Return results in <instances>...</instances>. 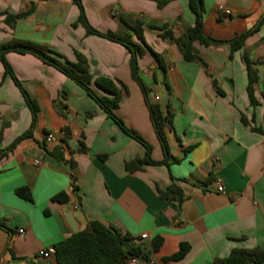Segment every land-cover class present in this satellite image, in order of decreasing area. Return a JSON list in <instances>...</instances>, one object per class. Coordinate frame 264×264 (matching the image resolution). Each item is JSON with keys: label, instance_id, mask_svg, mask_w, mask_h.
<instances>
[{"label": "crops", "instance_id": "obj_1", "mask_svg": "<svg viewBox=\"0 0 264 264\" xmlns=\"http://www.w3.org/2000/svg\"><path fill=\"white\" fill-rule=\"evenodd\" d=\"M81 1L99 31H122L123 15L142 21L144 42L132 35L143 48L137 73L148 100L170 117L163 126L167 164L143 163L128 171L125 163L143 158L145 147L58 69L33 54L8 51L7 62L39 109L32 136L0 157V264H56L40 251L93 220L146 249L160 238L149 256L154 264H211L234 248L264 251V0H202V30L208 37L229 40L257 27L230 58L226 44L193 41L200 60L190 61L173 40L161 36L165 31L180 36L193 25L188 0H169L162 7L153 0ZM31 3L33 11L13 28L4 22L6 13L27 11ZM0 13V44L31 41L68 61L80 52L98 94L103 91L93 84L95 77L113 80L121 91L116 115L151 145V159L164 158L125 46L73 25L78 7L72 0H0ZM244 53L258 76L255 104L246 91ZM30 123L23 95L0 61V148ZM48 134L54 136L50 142ZM55 148L60 159L53 155ZM172 183L182 192L181 203L159 195ZM20 187L30 190L31 200L17 195ZM58 193L66 199L53 200ZM181 243L189 246L187 252L170 258Z\"/></svg>", "mask_w": 264, "mask_h": 264}, {"label": "trees", "instance_id": "obj_2", "mask_svg": "<svg viewBox=\"0 0 264 264\" xmlns=\"http://www.w3.org/2000/svg\"><path fill=\"white\" fill-rule=\"evenodd\" d=\"M78 7V16L73 25H81L85 34H94L109 40L118 42L125 46L130 53L129 67L131 77L140 86L145 103L147 105L149 116L155 130L156 136L159 140L160 146L164 153V158L160 161H154L150 157L151 145L134 129L127 127L120 117L115 113L120 98L121 91L118 85L107 77L98 76L93 79V84L96 88L103 91V94H98L91 86L92 80L89 72V64L86 57L78 51H75L76 60L68 61L61 57L60 54L50 50L47 46L37 44L27 40L12 39L8 42L0 44V61L4 68V74L11 76L15 85L20 89L23 98L31 112V123L28 129L15 137L13 141L6 147L0 148V157L12 151L14 147L23 139L32 136L35 123L37 121L38 105L36 101L30 97L25 91L21 82L14 74L11 66L5 58V54L8 51H14L18 53H30L42 60L43 62L55 67L64 75L72 79L75 83L80 85L86 93L102 108L107 116L111 118L119 128L128 136L136 139L145 147V156L143 158H134L125 163V168L128 171H134L140 168V164H167V158L169 156L168 146L164 137L163 126L168 124L170 117L168 114H163L161 108L151 103L147 97V89L140 80L137 70V59L143 52L142 46L132 39V35L144 42L142 36L141 20H131L128 15L120 16V25L123 27L122 31H99L95 29L87 20L84 12V8L81 0H72ZM158 7H162L169 0H153ZM189 9L194 15V23L191 26L186 27L184 33L180 36H173L170 31H165L161 34L163 37H168L173 40L182 56L185 60H200L199 55L196 53L192 46L193 41H198L203 45L219 46L228 45V56H232L233 52L242 47L244 39L257 27L247 30L241 34L234 36L229 40H218L212 37L204 35L202 30L203 22V1L202 0H188ZM34 3L27 11L4 15V22L11 28L14 27L17 19L22 18L30 14L34 9ZM2 14V13H0ZM129 19V20H128ZM155 58L160 66H163L162 58L157 53H154ZM243 61L247 70L248 83L246 86L247 95L251 104H255L253 96V83L257 80L258 76L255 68H253V62H251L247 55L243 54ZM213 84L218 89L216 81L213 80ZM219 90V89H218ZM264 98V92H263ZM242 121L247 123L244 117ZM260 131L259 128H254ZM53 155L57 159H60L61 152L59 149L53 151ZM174 161H178V158H174ZM208 180V179H207ZM206 180V181H207ZM18 196L31 200L30 190L27 187H20L16 189ZM159 195L164 198L173 199L181 203L183 201V195L180 188L174 183L167 186L164 190H159ZM53 200L62 201L66 199L64 193H58L52 197ZM0 227H4L0 222ZM160 238L154 239L151 243V248L146 249L141 245L131 244V238L127 234L120 233L112 226H107L100 221H90L83 229L72 233L61 240L57 241L53 247L55 248L54 259L56 264H127L126 260L131 257H138L143 260H148L150 252L157 250L160 245ZM179 251L172 255L170 258H181L187 252L189 246L186 243H181ZM264 261V251L259 247L254 249L234 248L230 253L221 258L213 259L211 264H259Z\"/></svg>", "mask_w": 264, "mask_h": 264}, {"label": "built area", "instance_id": "obj_3", "mask_svg": "<svg viewBox=\"0 0 264 264\" xmlns=\"http://www.w3.org/2000/svg\"><path fill=\"white\" fill-rule=\"evenodd\" d=\"M221 10H222V12L224 14L229 13V10L228 9H221ZM157 98L158 97L155 96V99H157ZM53 139H54V136L52 134L46 135V141L50 142ZM35 162L37 163L38 160H35ZM216 189H217V191H221L222 190V186L220 184H218L216 186ZM18 232L19 233H23L24 231H23V229L20 228V229H18ZM146 237H147V234L146 233H142L141 234V238H146ZM54 253H55V248L53 246L52 247H48V248L43 249V250L40 251V255L42 257H44V258L54 257ZM126 263L127 264H154L152 258H150V257L146 261L143 260V259H141V258H138V257H131V258H128L126 260Z\"/></svg>", "mask_w": 264, "mask_h": 264}, {"label": "water", "instance_id": "obj_4", "mask_svg": "<svg viewBox=\"0 0 264 264\" xmlns=\"http://www.w3.org/2000/svg\"><path fill=\"white\" fill-rule=\"evenodd\" d=\"M47 264H50V262H48Z\"/></svg>", "mask_w": 264, "mask_h": 264}]
</instances>
